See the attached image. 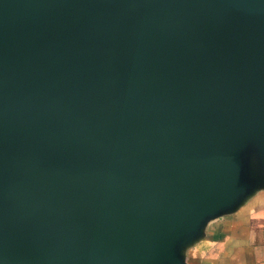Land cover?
<instances>
[{"label":"water","instance_id":"obj_1","mask_svg":"<svg viewBox=\"0 0 264 264\" xmlns=\"http://www.w3.org/2000/svg\"><path fill=\"white\" fill-rule=\"evenodd\" d=\"M264 191V0H0V264H187Z\"/></svg>","mask_w":264,"mask_h":264},{"label":"crops","instance_id":"obj_2","mask_svg":"<svg viewBox=\"0 0 264 264\" xmlns=\"http://www.w3.org/2000/svg\"><path fill=\"white\" fill-rule=\"evenodd\" d=\"M187 264H264V191L208 225L189 249Z\"/></svg>","mask_w":264,"mask_h":264}]
</instances>
